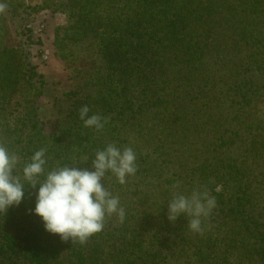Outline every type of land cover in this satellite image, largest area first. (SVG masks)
I'll return each mask as SVG.
<instances>
[{
    "label": "trees",
    "instance_id": "obj_1",
    "mask_svg": "<svg viewBox=\"0 0 264 264\" xmlns=\"http://www.w3.org/2000/svg\"><path fill=\"white\" fill-rule=\"evenodd\" d=\"M226 1L67 0L64 11L68 13L69 24L57 30L63 35L76 37L75 40L95 37L98 46L95 57H102L103 66L87 71V79L90 81L91 74L94 76L97 70H106L111 81L109 86L96 83L91 90L83 91L84 81L82 86L65 94L64 100L73 109L69 107L71 112L66 114L69 120L51 135L42 134L37 126L39 118L35 100L42 96L44 86L42 81L37 84L34 79L41 77L26 64L20 47H9L5 43L4 29L0 26V145L19 157L14 174H20L24 164L41 148L45 149V172L74 165L79 169H88L95 153L105 147L106 135L112 133L119 123L133 122L134 127H138V108H155V118L159 117L155 106L165 103L162 89L169 99L167 106L170 110L165 121L170 125L183 119L193 122L198 113L225 104L228 125L223 132L226 139H221L223 144L218 149L213 148L216 152L209 153L206 149L205 153L215 161L213 171L205 173L212 164L205 158L194 166L198 174L192 170L197 182L191 180L197 188L207 190L216 199L214 209L203 219L202 230L208 228L207 222H210L212 233H221V236L216 237L219 242L207 246L204 254L200 252L197 258L190 257L184 264H210L206 257L215 254L213 246L222 251L228 250V246L232 247L231 250L237 248V251L234 250L238 254L235 264H264V197L261 196L260 203H251L244 197L245 190L242 195L238 193L245 176L240 170L243 152L245 156L249 153L250 158L264 159V144H256L257 150L249 145H239L246 144L250 136H253V143L258 140L264 142V63L256 66L236 61L244 46L249 45L255 53L264 48V0H247L250 2L248 10H235L230 12L234 13L231 16L218 15L227 8ZM22 6L20 0H0V19L8 11L7 8L15 13ZM45 7L42 5L41 9ZM124 35L128 45L126 50H122L123 41H119ZM56 36L60 37L59 34ZM106 43L111 47L107 48ZM57 48L58 54L64 58L61 47ZM140 49L156 56H151L148 63L155 62L165 67L166 75L161 80L166 78V83L149 93L146 89L151 79L139 76L138 84L130 81L134 73L142 75V68L147 65L132 66L145 60L137 56L143 55ZM117 78L120 83L116 82ZM191 95L196 104L187 98ZM218 96L224 97L225 101L222 103ZM97 105L103 109L104 127L99 130L85 127L79 118L82 107L87 106L91 116V107ZM63 110L59 107V111L65 113ZM113 140L122 142L118 137ZM215 140L216 137L213 143ZM208 141L205 144H211ZM226 144L235 145L236 150L230 152L231 157L225 160L216 159L221 157L219 149ZM160 165L150 154H141L136 158L137 171L126 179L135 183L133 189L116 179L109 180L107 176L104 179L105 187L119 199L125 211L122 222L128 223L133 219L136 220L132 223L143 222V229L137 234L146 233L142 241L122 238L123 232L115 235L99 232L84 243L61 240L59 236L45 231L40 217L32 214L37 189L25 183L21 203L0 212V264H161L167 262L166 256L157 260L163 250L171 259L170 256L177 252L175 241L184 246L189 243L185 232L194 234L193 246L194 241L201 240L203 232L190 230V218L181 216L174 223L167 219V204L164 202H169L178 191H171L168 187L158 194L155 186L144 183L149 172L152 178H157L151 170ZM139 175L143 180L137 177ZM43 178L38 179L42 181ZM165 181L169 186L177 187V177ZM191 181L187 184L193 186ZM237 183V192L229 195L214 190L216 186L225 188ZM138 206L145 211L150 209L147 213L143 212L145 219L139 216ZM255 206L260 207L262 213ZM117 219L113 215L106 217L105 222ZM150 232L152 235H147ZM252 236L254 248L248 251L251 245L245 242ZM198 247H192L193 251Z\"/></svg>",
    "mask_w": 264,
    "mask_h": 264
},
{
    "label": "rangeland",
    "instance_id": "obj_2",
    "mask_svg": "<svg viewBox=\"0 0 264 264\" xmlns=\"http://www.w3.org/2000/svg\"><path fill=\"white\" fill-rule=\"evenodd\" d=\"M66 2L67 0H20V3L23 5L21 8H19L15 13H13L10 8H7L8 11L4 12L2 19H0V26L4 29L5 43L9 45V47H20L23 50L26 64L32 67L41 77H35L34 79L37 84H39V81H42L44 86L43 94L40 98L35 100V105L39 118L37 126L44 135L56 133L58 128H60V125L69 120V117H66V114L71 112L70 108L72 107H70L69 102L64 100L65 94L82 86L84 81L83 91L91 90L92 86L96 83L97 85L100 83H106L109 86L111 81L109 76H107L106 70L95 71V69L94 76L91 74L90 81L87 79V71L92 70V67H96L97 69L103 66L102 57H95L96 50L98 48L95 37L75 40L76 37L63 35L57 30L59 28L66 27L69 24L68 13L64 11L66 9ZM42 5H46L47 7L41 9ZM225 5L227 8L224 10V13L218 15L225 16L229 14V16H231L234 13L230 12L235 10H248L250 2L247 0H227ZM239 31L240 30L237 28V32ZM57 34L60 35L59 38H57ZM57 39H59L58 43H56ZM126 39V35H124L119 40L120 42L123 41L121 45L122 50H126L128 48ZM57 46H60L61 50L64 52V58L58 54ZM106 47L110 48L111 45L107 44ZM140 51L143 52V55L137 56L145 58V60H140L135 64L130 65H147L145 66L146 68H142V75L134 73L133 80L130 81H133L134 84H138L137 80L139 76H142L144 79H151L152 82H149V86L146 89L149 93L153 90H157V88H161L162 85L166 83L164 82L166 78L161 80V78L166 75L165 67H161L159 63L155 64V62L148 63L147 61H149L151 56L154 58H156V56L151 53L147 54V51L144 49H140ZM253 54L255 55L254 57ZM236 61L241 64L250 63L251 65L260 66L264 63V48H259V53H255L250 50L249 45L244 46L242 47L240 53L237 54ZM158 80L160 81L157 82ZM116 82L120 83V80L117 78ZM129 82L128 84H130ZM171 88L172 86H170V89ZM123 93L122 98H124ZM162 95V99L165 100V103H161L160 106H155L156 111H159L158 118H155V108H138L137 112L139 113L137 114L140 115V119L136 121L138 127L135 128V123L133 122L128 123L127 121L125 124L119 123L112 133L106 135L107 140L105 142V146L113 144L121 149L132 148L136 153V158H138L141 154H150L154 160L161 165L159 168L151 170V172L155 174L158 179L152 178L149 172L144 183L155 186L158 194L170 187L169 190L171 191H178V193L187 195L194 187L197 188L195 183L192 182H197L196 175L192 174V170L195 174L199 173L194 166L199 164L205 158H208V154L205 155L206 149L209 150V153L216 152L213 151V148L216 147L218 149L220 144H223L222 140L226 139V134L223 132L226 131V126L228 125V121L225 119V104H223V106H219L217 109L212 107L208 112H200L196 116L194 115L195 117L193 122H187L183 119L178 124L170 125V123L165 121L167 112L170 109L169 106H167L169 99L165 97L163 89ZM192 97L193 95L188 96L187 98L190 99L192 104H196L197 101L192 99ZM217 99H220L222 103L225 101L222 96H218ZM61 106L63 107V111H65V113L59 111V107L62 108ZM90 110L92 115H98L102 118L103 109L101 106H92ZM162 116L164 118L159 119ZM131 127L133 131H130ZM117 137L120 138L122 142L119 143L118 141L113 140ZM189 137L191 138L189 142H187V138ZM215 137L216 140L215 143H213ZM247 140L246 144L239 145L242 147L243 145H249L254 150H257L256 144H264L261 140L253 143V136L248 137ZM207 141L211 144H205ZM206 145L208 148H206ZM234 150H236L235 145L232 144L221 146L219 149V152L221 151V154H219L221 157H216V159L223 158V160H225V158L231 157L230 152L234 153ZM249 155L250 154L248 153L247 156H245L243 152L240 170H242L245 176L244 179L241 180L242 187H240L241 190L238 193L242 195L243 190H245L244 197L247 198L246 201L250 200L251 203H260L261 196L264 197V159L250 158ZM208 159L212 164L207 167L205 173L210 174L213 171L215 161L210 157ZM106 176L109 180L113 179V181H115L116 179L113 175L109 176L106 174ZM137 177H140L143 180L141 175ZM173 177H177L178 179L177 187H171L165 181L171 180ZM130 181L126 180V183L123 185L133 189L136 185L135 183L132 184ZM190 181L193 186L187 184ZM140 187L144 186L141 185ZM238 188L239 184L237 183L236 185L229 184L225 188L216 186L214 190L223 191L229 195L235 191L237 192ZM180 190L183 191L180 192ZM163 197L165 198L164 195ZM250 197L252 198L249 199ZM164 203L167 204L168 202ZM255 207L262 213L260 207ZM157 208L158 206H156L155 212ZM137 209L139 216L144 219L146 214H143V212L147 213V211H150V209H147V211L142 210L139 206ZM262 215L264 214L262 213ZM117 220H109L107 223L105 222L104 228L101 231L102 234L111 233L115 235L117 232L119 234L123 232L121 236L122 238H131L133 241H142V237H145L146 233L137 235L138 231L143 229L141 228L143 222L140 220L133 223L132 221H135L136 219H133L128 223H123L120 220L119 222H116ZM202 223H204V220H202ZM210 225L211 223L207 222L208 228L202 230L203 236L201 240L194 241L193 246L191 242L193 241L194 234L185 232V236L189 243L184 246L182 245L183 243L175 241L177 244V252L170 256L171 259L169 258L167 251L165 252V250H163L162 254L157 257V260L160 261L166 256L167 262L163 261L161 264H184L188 258L192 257V259H195L197 258L196 255L200 252L204 254V251L208 250L207 246L214 242H219L216 237L221 236V233L213 234L209 229ZM156 228L159 227L156 226ZM147 235L151 236L152 232ZM253 237L254 236L246 239L245 244L248 246L251 245L248 251H251L252 247L254 248L255 240ZM160 239L162 240L161 236ZM195 246L199 247L193 251ZM168 247L169 244L167 248ZM230 248L232 247L228 246V250L222 251L219 247L213 246L215 254L212 253V255L206 257L208 262L210 264H235L238 255L236 251L238 249L233 247V249L236 250L234 251ZM153 250H157L156 246H154ZM254 251L256 252V249H254ZM224 260H226V262L222 263Z\"/></svg>",
    "mask_w": 264,
    "mask_h": 264
},
{
    "label": "clouds",
    "instance_id": "obj_3",
    "mask_svg": "<svg viewBox=\"0 0 264 264\" xmlns=\"http://www.w3.org/2000/svg\"><path fill=\"white\" fill-rule=\"evenodd\" d=\"M79 118L85 127L97 130L104 127L98 115L89 116V108L80 109ZM19 157L0 145V212L17 206L24 197L25 183L36 188L32 214L40 217L45 231L61 240L86 242L104 228L106 217L115 215L120 221L125 216L117 197L105 187L106 174L113 175L120 184L137 171L136 153L132 148L113 144L95 153L88 169L62 166L45 172V149L34 152L20 174H14ZM43 176V180L38 178ZM216 205V199L207 190L193 188L185 195L174 193L167 203V219L174 223L179 217H189L191 231H202V220Z\"/></svg>",
    "mask_w": 264,
    "mask_h": 264
}]
</instances>
